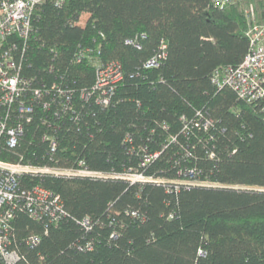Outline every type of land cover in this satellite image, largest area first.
<instances>
[{
    "label": "trees",
    "instance_id": "trees-1",
    "mask_svg": "<svg viewBox=\"0 0 264 264\" xmlns=\"http://www.w3.org/2000/svg\"><path fill=\"white\" fill-rule=\"evenodd\" d=\"M251 6L264 19V0L37 3L30 37L4 48L42 97L0 158L102 176L24 178L64 214L36 220L20 205L19 264H264V100L213 83L250 50ZM112 63L123 77L103 106L97 67Z\"/></svg>",
    "mask_w": 264,
    "mask_h": 264
},
{
    "label": "built area",
    "instance_id": "built-area-1",
    "mask_svg": "<svg viewBox=\"0 0 264 264\" xmlns=\"http://www.w3.org/2000/svg\"><path fill=\"white\" fill-rule=\"evenodd\" d=\"M239 0H213L224 8ZM40 0H0V156L7 148L17 147L24 135L23 121L30 120L37 110L41 99V90L33 88L20 72L21 66L13 48H4V43L13 36L27 40L32 32L33 12ZM247 36L250 50L238 67H225L213 75V83L218 87L229 86L239 97L249 103L264 100V19L260 20L253 6L250 8ZM165 48V46H163ZM159 58L154 57L147 67H157ZM121 67L108 64L97 67V80L94 89L101 91L98 103L110 104V95L115 85L122 80ZM55 91L63 94V89L54 86ZM65 96V95H63ZM44 104V108H48ZM46 121H44V124ZM52 152H56L59 143L56 136L45 135ZM44 175L55 176H90L100 177L101 173L81 169L51 168L48 166L25 163L23 160L10 162L0 158V256L7 264H19L20 257L10 250L11 222L15 212L23 204L30 216L41 220L45 215L53 217L64 214L59 197H55L46 188L36 185L31 189L22 187V181L28 177ZM132 181H146L139 174L127 177ZM194 181V174H189L187 184ZM38 240L32 239L34 244Z\"/></svg>",
    "mask_w": 264,
    "mask_h": 264
}]
</instances>
